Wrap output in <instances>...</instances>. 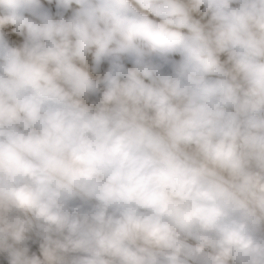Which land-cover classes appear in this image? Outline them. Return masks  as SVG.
<instances>
[{"label":"clouds","instance_id":"9594fccd","mask_svg":"<svg viewBox=\"0 0 264 264\" xmlns=\"http://www.w3.org/2000/svg\"><path fill=\"white\" fill-rule=\"evenodd\" d=\"M0 264H264V0H0Z\"/></svg>","mask_w":264,"mask_h":264}]
</instances>
